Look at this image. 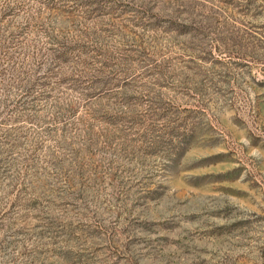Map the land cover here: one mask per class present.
Segmentation results:
<instances>
[{
  "label": "rangeland",
  "instance_id": "rangeland-1",
  "mask_svg": "<svg viewBox=\"0 0 264 264\" xmlns=\"http://www.w3.org/2000/svg\"><path fill=\"white\" fill-rule=\"evenodd\" d=\"M25 1L0 264H264V0Z\"/></svg>",
  "mask_w": 264,
  "mask_h": 264
},
{
  "label": "trees",
  "instance_id": "trees-1",
  "mask_svg": "<svg viewBox=\"0 0 264 264\" xmlns=\"http://www.w3.org/2000/svg\"><path fill=\"white\" fill-rule=\"evenodd\" d=\"M26 1L25 0H0V42L3 43V45H6V38L2 39L3 36H5V29L4 25H6L9 22V18L16 14V12L22 11L26 9ZM2 25V26H1ZM8 46V47H7ZM6 47H2V51H0V55H3L2 58H5L9 56L12 52H10L9 49H14L13 47H9L7 45ZM4 48V49H3Z\"/></svg>",
  "mask_w": 264,
  "mask_h": 264
}]
</instances>
